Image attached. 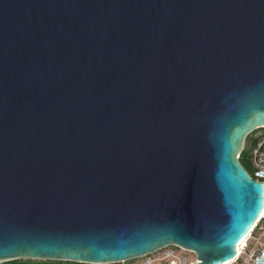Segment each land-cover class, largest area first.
Instances as JSON below:
<instances>
[{"label":"water","instance_id":"obj_1","mask_svg":"<svg viewBox=\"0 0 264 264\" xmlns=\"http://www.w3.org/2000/svg\"><path fill=\"white\" fill-rule=\"evenodd\" d=\"M259 127L264 0H0V262L233 259Z\"/></svg>","mask_w":264,"mask_h":264},{"label":"built area","instance_id":"obj_2","mask_svg":"<svg viewBox=\"0 0 264 264\" xmlns=\"http://www.w3.org/2000/svg\"><path fill=\"white\" fill-rule=\"evenodd\" d=\"M243 152L252 159L251 177L264 182V127L255 129L246 137L239 158ZM246 238L248 239L244 245L241 247H239L240 244L237 245V255L223 264H264V213ZM129 260L131 264H196L198 255L193 249L179 244H169Z\"/></svg>","mask_w":264,"mask_h":264},{"label":"trees","instance_id":"obj_3","mask_svg":"<svg viewBox=\"0 0 264 264\" xmlns=\"http://www.w3.org/2000/svg\"><path fill=\"white\" fill-rule=\"evenodd\" d=\"M245 155H247V153L243 152L241 157H240V161L242 162L243 165H244L243 160H244ZM129 261H131V260H129ZM127 262L128 261H126V262H117V263H109V264H122V263L123 264L124 263L127 264ZM1 264H91V263H83V262L68 261V260H37V261H34V260H31V259H27V260L14 259V260L4 261Z\"/></svg>","mask_w":264,"mask_h":264},{"label":"rangeland","instance_id":"obj_4","mask_svg":"<svg viewBox=\"0 0 264 264\" xmlns=\"http://www.w3.org/2000/svg\"><path fill=\"white\" fill-rule=\"evenodd\" d=\"M243 162H244V166L246 167L247 171H248L249 173L253 174V164H252V159H251V157L248 156V155H245ZM22 259H23V260H27V259H25V258H22ZM31 260L37 261V260H42V259H31ZM47 260H50V259H47ZM1 263H2V262H0V264H1ZM130 263H131V261H128V262H127V264H130ZM122 264H123V263H122ZM124 264H125V263H124Z\"/></svg>","mask_w":264,"mask_h":264},{"label":"bare ground","instance_id":"obj_5","mask_svg":"<svg viewBox=\"0 0 264 264\" xmlns=\"http://www.w3.org/2000/svg\"><path fill=\"white\" fill-rule=\"evenodd\" d=\"M247 239H248V238H245V239L240 243L239 247H241V245H244V244L246 243Z\"/></svg>","mask_w":264,"mask_h":264},{"label":"snow or ice","instance_id":"obj_6","mask_svg":"<svg viewBox=\"0 0 264 264\" xmlns=\"http://www.w3.org/2000/svg\"><path fill=\"white\" fill-rule=\"evenodd\" d=\"M245 231H246V229H245ZM241 235H243V232H241ZM237 238H239V237H237ZM231 255H234V253H231V252H230L229 256H228V257H226V258H230V257H231Z\"/></svg>","mask_w":264,"mask_h":264},{"label":"flooded vegetation","instance_id":"obj_7","mask_svg":"<svg viewBox=\"0 0 264 264\" xmlns=\"http://www.w3.org/2000/svg\"><path fill=\"white\" fill-rule=\"evenodd\" d=\"M251 175V173H249Z\"/></svg>","mask_w":264,"mask_h":264}]
</instances>
